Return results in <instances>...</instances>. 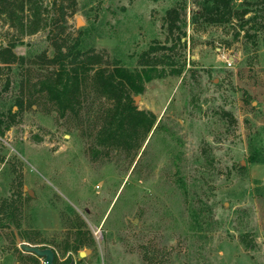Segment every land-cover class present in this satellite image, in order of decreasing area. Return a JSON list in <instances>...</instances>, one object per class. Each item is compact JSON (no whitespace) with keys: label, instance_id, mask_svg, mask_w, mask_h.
Masks as SVG:
<instances>
[{"label":"rangeland","instance_id":"rangeland-1","mask_svg":"<svg viewBox=\"0 0 264 264\" xmlns=\"http://www.w3.org/2000/svg\"><path fill=\"white\" fill-rule=\"evenodd\" d=\"M78 1L69 42L100 53V66L139 69L151 46H168L157 56L183 72L159 66L163 77L138 95L158 118L140 148H104L96 135L112 102L89 80L78 112L61 116L37 86L53 70L55 32L19 43L0 20V46L16 43L24 59L0 71V121L24 105L9 130L0 122V264H39L14 229L76 264H264V0H244L257 18L251 37L236 23L192 24V0ZM184 4L180 44L165 17ZM190 205L203 208L205 232ZM81 234L80 251L92 252L64 254Z\"/></svg>","mask_w":264,"mask_h":264},{"label":"trees","instance_id":"trees-1","mask_svg":"<svg viewBox=\"0 0 264 264\" xmlns=\"http://www.w3.org/2000/svg\"><path fill=\"white\" fill-rule=\"evenodd\" d=\"M235 1L192 0L197 9L192 10L190 21L192 24L207 26L236 23L245 31L246 36L251 37L246 26L256 23L257 18L256 15L250 18L246 16L255 12L249 8L250 2L243 0L240 6L244 8L239 9ZM78 6V0H0V20L17 32L19 43L25 37L42 31L55 32V54L48 61L53 70L40 79L37 85L39 91L54 104L61 116H65L78 112L83 93L88 89V81L91 80L98 95L112 102V106L105 111V121L97 132L96 143L104 148H120L130 152L141 147V140L151 133L158 122L153 112L138 109L133 96L144 92L145 83L163 77L164 71L157 70L159 66H171L175 75L182 74L183 66L175 67V62L165 53L174 50V47L168 46H151L140 56L139 69H129L118 63L109 68L100 66L104 63L100 53L93 48H87L83 40L76 39L71 44L69 42L72 34L67 31L71 28L70 21L78 12ZM185 9L186 4L173 7L167 11L165 17L169 35L177 36L176 41L180 44H183V38L186 37ZM59 35L64 37L59 38ZM15 45L16 43L11 42L8 47L0 46V71L3 69L2 64L8 66L19 60L24 61L13 52ZM160 51H165L161 57L157 56ZM91 72H94L92 76ZM6 85L8 89L10 82ZM23 106V100L19 99L16 106L10 109L7 120L0 121L5 124L4 130H9L16 124V107L22 110ZM251 161H255L254 157ZM190 210L191 217L198 225L196 231L205 232L203 208L196 209L190 205ZM18 227L17 224L16 228ZM85 239L81 234L75 238L73 244L67 243L64 254L69 251L79 254L81 247L85 246Z\"/></svg>","mask_w":264,"mask_h":264},{"label":"water","instance_id":"water-1","mask_svg":"<svg viewBox=\"0 0 264 264\" xmlns=\"http://www.w3.org/2000/svg\"><path fill=\"white\" fill-rule=\"evenodd\" d=\"M139 98L140 97L138 96V97H136L135 100L138 101ZM14 234L16 237L17 244L23 249V251L25 253L32 254L33 256H35L37 258H43L45 260L46 264H55V253H54V250L52 248L41 247V246L33 245V244H30V243L23 241L20 238L17 230H15V229H14ZM91 252H92L91 249H87L85 251H80L79 252V258L80 259L85 258ZM68 264H76L75 258L73 257L71 262H69Z\"/></svg>","mask_w":264,"mask_h":264},{"label":"built area","instance_id":"built-area-1","mask_svg":"<svg viewBox=\"0 0 264 264\" xmlns=\"http://www.w3.org/2000/svg\"><path fill=\"white\" fill-rule=\"evenodd\" d=\"M55 260H57V263L55 262V264H63L65 262L66 257H61L60 254L55 250ZM39 260V264H46L45 260L43 258H38Z\"/></svg>","mask_w":264,"mask_h":264},{"label":"flooded vegetation","instance_id":"flooded-vegetation-1","mask_svg":"<svg viewBox=\"0 0 264 264\" xmlns=\"http://www.w3.org/2000/svg\"><path fill=\"white\" fill-rule=\"evenodd\" d=\"M78 256H79V254H78ZM73 257H74V254L72 252L69 253L68 256L65 259V262L63 264H68L69 262H71V260L73 259Z\"/></svg>","mask_w":264,"mask_h":264}]
</instances>
